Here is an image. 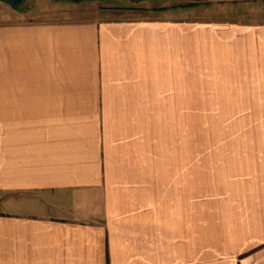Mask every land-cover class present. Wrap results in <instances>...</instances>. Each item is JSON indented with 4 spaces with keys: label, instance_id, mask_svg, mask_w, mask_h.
<instances>
[{
    "label": "crops",
    "instance_id": "crops-1",
    "mask_svg": "<svg viewBox=\"0 0 264 264\" xmlns=\"http://www.w3.org/2000/svg\"><path fill=\"white\" fill-rule=\"evenodd\" d=\"M77 2L0 23V264H264V19Z\"/></svg>",
    "mask_w": 264,
    "mask_h": 264
},
{
    "label": "rangeland",
    "instance_id": "rangeland-1",
    "mask_svg": "<svg viewBox=\"0 0 264 264\" xmlns=\"http://www.w3.org/2000/svg\"><path fill=\"white\" fill-rule=\"evenodd\" d=\"M12 0H0V23L14 20L22 15L35 16V18L47 17L48 9H59V16L72 15L77 17L94 15L96 11L88 9L84 2L74 4L72 0H20L12 3ZM101 4L112 5L116 0H101ZM157 6L173 8L179 2H192L193 0H153ZM91 2V1H90ZM130 2V1H128ZM199 0V7L189 10L187 15L207 14L214 18L224 20H262L264 19V0ZM9 3V5H8ZM86 2L85 4H88ZM134 4L135 2H130ZM10 5L12 7H10ZM149 15L154 13L152 5L147 4ZM9 6V7H8ZM77 7L80 11H73ZM208 6V7H207ZM92 10V11H90ZM26 11V13H25ZM191 11V13H190ZM151 12V13H150ZM24 13V14H23ZM179 13L169 11L165 14L174 15ZM144 14V13H143ZM17 15V16H16ZM180 15L183 16L182 12ZM187 146H211V123L210 118H188L187 120Z\"/></svg>",
    "mask_w": 264,
    "mask_h": 264
},
{
    "label": "trees",
    "instance_id": "trees-1",
    "mask_svg": "<svg viewBox=\"0 0 264 264\" xmlns=\"http://www.w3.org/2000/svg\"><path fill=\"white\" fill-rule=\"evenodd\" d=\"M3 1H7V0H3ZM20 1V0H17ZM73 1H81V0H73ZM12 3H16V0H12ZM199 3V0H193L192 2L188 3L187 6H193Z\"/></svg>",
    "mask_w": 264,
    "mask_h": 264
}]
</instances>
